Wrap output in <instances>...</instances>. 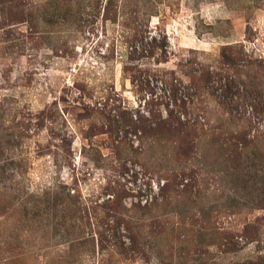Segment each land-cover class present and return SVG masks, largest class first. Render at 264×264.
<instances>
[{
	"label": "rangeland",
	"instance_id": "1",
	"mask_svg": "<svg viewBox=\"0 0 264 264\" xmlns=\"http://www.w3.org/2000/svg\"><path fill=\"white\" fill-rule=\"evenodd\" d=\"M0 264H264V0H0Z\"/></svg>",
	"mask_w": 264,
	"mask_h": 264
}]
</instances>
